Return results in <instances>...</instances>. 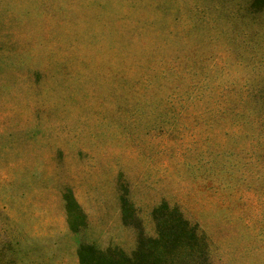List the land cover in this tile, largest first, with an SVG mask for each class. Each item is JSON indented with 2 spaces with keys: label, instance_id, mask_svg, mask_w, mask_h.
Wrapping results in <instances>:
<instances>
[{
  "label": "rangeland",
  "instance_id": "1",
  "mask_svg": "<svg viewBox=\"0 0 264 264\" xmlns=\"http://www.w3.org/2000/svg\"><path fill=\"white\" fill-rule=\"evenodd\" d=\"M255 3L0 0V264H80L85 243L130 255L162 202L211 264H264ZM196 80L213 104L173 103Z\"/></svg>",
  "mask_w": 264,
  "mask_h": 264
},
{
  "label": "trees",
  "instance_id": "2",
  "mask_svg": "<svg viewBox=\"0 0 264 264\" xmlns=\"http://www.w3.org/2000/svg\"><path fill=\"white\" fill-rule=\"evenodd\" d=\"M262 4L264 0H256L255 5L261 7ZM185 69L190 75H199L192 63ZM186 82L183 92L172 94L173 103L176 104L179 100L182 105L186 106V103H189L200 107L213 104L214 95L207 97L202 90L200 80L192 84ZM180 88V86L176 87V89ZM64 199L69 218H72V207L77 205L75 198L71 194L70 198L65 196ZM153 217L156 222V236H141L132 254L103 251L85 243L78 248L80 264H211L206 235L197 223H193L185 216L179 206L162 202L154 209Z\"/></svg>",
  "mask_w": 264,
  "mask_h": 264
}]
</instances>
